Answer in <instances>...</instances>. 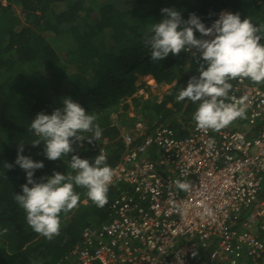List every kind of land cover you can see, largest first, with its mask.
Wrapping results in <instances>:
<instances>
[{
	"label": "trees",
	"instance_id": "16d2710c",
	"mask_svg": "<svg viewBox=\"0 0 264 264\" xmlns=\"http://www.w3.org/2000/svg\"><path fill=\"white\" fill-rule=\"evenodd\" d=\"M162 8L176 9L184 20L195 14L206 27L223 11L264 24V0H7L6 5L0 0V264H71L65 257L83 228L106 222L111 202L124 189L122 184L109 187L108 203L100 208L85 189L75 187L80 201L61 213L60 233L49 240L32 230L14 200L27 183L26 173L15 165L18 144H25L24 156L43 162L34 174L39 181L54 171L74 175L71 155L94 162L102 150L108 165L115 166L124 151L120 129L133 130L137 119L149 132L165 124L180 138L196 126L192 117L198 102L176 97L191 77H198L199 63L184 51L152 61L144 43L150 26L164 18ZM194 35L201 38L199 32ZM140 78H150L154 86L144 81L138 86ZM163 86L168 91L153 94ZM140 89L151 92L138 97ZM65 97L97 115L100 148H81L77 142L69 156L50 161L42 154L43 143L31 145L38 137L27 129L38 113L62 108ZM131 106L135 118L129 117ZM259 236L264 240V231Z\"/></svg>",
	"mask_w": 264,
	"mask_h": 264
},
{
	"label": "built area",
	"instance_id": "2783aa9c",
	"mask_svg": "<svg viewBox=\"0 0 264 264\" xmlns=\"http://www.w3.org/2000/svg\"><path fill=\"white\" fill-rule=\"evenodd\" d=\"M231 83L230 95L248 97L246 118L219 131L195 126L180 138L165 124L149 132L141 119L120 129L124 151L110 187L124 189L108 220L84 227L65 261L264 264V83ZM78 145L100 148L98 141ZM177 179L191 189L178 190Z\"/></svg>",
	"mask_w": 264,
	"mask_h": 264
},
{
	"label": "clouds",
	"instance_id": "9594fccd",
	"mask_svg": "<svg viewBox=\"0 0 264 264\" xmlns=\"http://www.w3.org/2000/svg\"><path fill=\"white\" fill-rule=\"evenodd\" d=\"M161 13L164 18L150 26L144 43L150 49L152 61H163L170 54L184 51L192 53L199 63L198 77H191L176 97L177 101L187 98L198 102L192 117L196 128L219 131L237 119L246 118L248 97L230 95L231 81L247 79L254 84L264 83V24L256 25L249 18L241 20L239 13L223 11L211 27H206L195 14L184 20L174 8H162ZM195 32L201 38H196ZM62 104L51 115L38 113L27 129L38 137L31 145L37 147L43 143L42 154L50 161L69 156L77 142L91 144L102 136L96 114H88L71 97L63 98ZM24 145L18 144L15 165L26 173L27 183L21 186L22 194L14 195V200L26 213V222L35 233L49 240L59 235L61 213L71 212L80 201L75 187L85 189L86 197L97 207L103 208L108 203L115 170L108 165L102 150L94 162L71 155L69 167L74 175L54 171L51 177L37 181L34 174L44 164L24 156ZM4 167L11 169L13 165ZM173 183L178 190L191 189L187 181L177 179ZM6 233L4 229L2 234Z\"/></svg>",
	"mask_w": 264,
	"mask_h": 264
},
{
	"label": "rangeland",
	"instance_id": "374dc122",
	"mask_svg": "<svg viewBox=\"0 0 264 264\" xmlns=\"http://www.w3.org/2000/svg\"><path fill=\"white\" fill-rule=\"evenodd\" d=\"M189 54H192V53H189ZM143 81L146 83L147 86H154V82L150 78H147V79L140 78L139 81L137 82V85L141 86V83ZM168 89H169L168 86H163V87H160V88H156L155 91L153 92V94L160 95V94H163L165 91H168ZM145 90L146 89H140L138 91V93L136 94V96H138V97L139 96H144V98L148 97L151 91L150 92H146ZM127 103L129 104L130 100ZM132 109H133V107L131 106L129 111L131 112Z\"/></svg>",
	"mask_w": 264,
	"mask_h": 264
}]
</instances>
